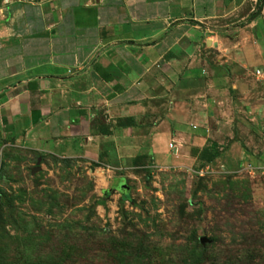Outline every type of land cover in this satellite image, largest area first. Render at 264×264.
<instances>
[{"label": "crops", "instance_id": "0c3cea01", "mask_svg": "<svg viewBox=\"0 0 264 264\" xmlns=\"http://www.w3.org/2000/svg\"><path fill=\"white\" fill-rule=\"evenodd\" d=\"M259 68L264 0H0V149L197 157Z\"/></svg>", "mask_w": 264, "mask_h": 264}, {"label": "rangeland", "instance_id": "374dc122", "mask_svg": "<svg viewBox=\"0 0 264 264\" xmlns=\"http://www.w3.org/2000/svg\"><path fill=\"white\" fill-rule=\"evenodd\" d=\"M248 81L246 110L197 157L169 142L136 141L133 164L0 149V264H264V91Z\"/></svg>", "mask_w": 264, "mask_h": 264}, {"label": "built area", "instance_id": "2783aa9c", "mask_svg": "<svg viewBox=\"0 0 264 264\" xmlns=\"http://www.w3.org/2000/svg\"><path fill=\"white\" fill-rule=\"evenodd\" d=\"M254 77L264 87V68H259L254 71Z\"/></svg>", "mask_w": 264, "mask_h": 264}, {"label": "water", "instance_id": "95a60500", "mask_svg": "<svg viewBox=\"0 0 264 264\" xmlns=\"http://www.w3.org/2000/svg\"><path fill=\"white\" fill-rule=\"evenodd\" d=\"M38 170H40V168H34L32 169V173H35ZM119 189L122 193H125V194H128L130 191V188L124 182Z\"/></svg>", "mask_w": 264, "mask_h": 264}, {"label": "trees", "instance_id": "16d2710c", "mask_svg": "<svg viewBox=\"0 0 264 264\" xmlns=\"http://www.w3.org/2000/svg\"><path fill=\"white\" fill-rule=\"evenodd\" d=\"M261 8H262V3L259 2V4L257 5V11H256L257 14L261 11ZM256 13H255L254 15H256ZM39 161H40V160H39ZM39 161H38V162H39ZM0 174H1V172H0ZM0 178H1V175H0Z\"/></svg>", "mask_w": 264, "mask_h": 264}]
</instances>
